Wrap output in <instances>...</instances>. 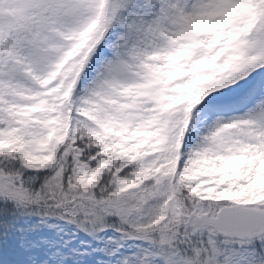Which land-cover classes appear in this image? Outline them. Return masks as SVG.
Segmentation results:
<instances>
[{"label":"snow or ice","instance_id":"obj_1","mask_svg":"<svg viewBox=\"0 0 264 264\" xmlns=\"http://www.w3.org/2000/svg\"><path fill=\"white\" fill-rule=\"evenodd\" d=\"M0 264H264V0H0Z\"/></svg>","mask_w":264,"mask_h":264}]
</instances>
